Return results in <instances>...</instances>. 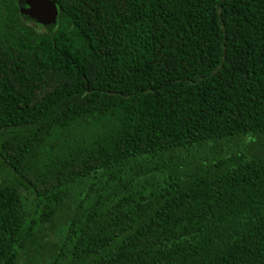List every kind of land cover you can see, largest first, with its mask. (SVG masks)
Here are the masks:
<instances>
[{
  "label": "trees",
  "instance_id": "1",
  "mask_svg": "<svg viewBox=\"0 0 264 264\" xmlns=\"http://www.w3.org/2000/svg\"><path fill=\"white\" fill-rule=\"evenodd\" d=\"M0 0V264H264V0Z\"/></svg>",
  "mask_w": 264,
  "mask_h": 264
},
{
  "label": "water",
  "instance_id": "2",
  "mask_svg": "<svg viewBox=\"0 0 264 264\" xmlns=\"http://www.w3.org/2000/svg\"><path fill=\"white\" fill-rule=\"evenodd\" d=\"M21 12L30 19L50 28L56 22V10L50 0H18Z\"/></svg>",
  "mask_w": 264,
  "mask_h": 264
}]
</instances>
